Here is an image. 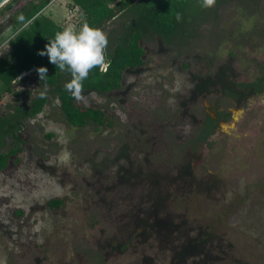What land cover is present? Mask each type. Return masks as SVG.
Listing matches in <instances>:
<instances>
[{
  "label": "rangeland",
  "instance_id": "obj_1",
  "mask_svg": "<svg viewBox=\"0 0 264 264\" xmlns=\"http://www.w3.org/2000/svg\"><path fill=\"white\" fill-rule=\"evenodd\" d=\"M35 1L34 16L59 29L93 24L94 0ZM12 9L0 11V59L10 65V41L31 20L10 23ZM113 13L106 34L122 22ZM140 42L142 63L117 89L80 98L111 125L72 127L56 98L17 121L8 145L18 161L0 170V264H264V90L237 86L264 72V0L250 11L228 1L187 44ZM27 51L20 61L34 59ZM37 68L9 81L14 96L0 78V117L15 99L47 94ZM214 110L227 117L192 144ZM55 198L63 204L49 207Z\"/></svg>",
  "mask_w": 264,
  "mask_h": 264
},
{
  "label": "trees",
  "instance_id": "obj_2",
  "mask_svg": "<svg viewBox=\"0 0 264 264\" xmlns=\"http://www.w3.org/2000/svg\"><path fill=\"white\" fill-rule=\"evenodd\" d=\"M71 1L78 6H84L83 3L88 0ZM228 1H235L242 6V9L250 11L259 0H216L211 8L202 7V0H117L113 7L100 5L99 0L92 1L86 12L92 17L93 24L90 26L102 29L104 21L113 17L114 7L121 14L122 22L119 29H111L107 34L106 56L110 62L108 72L104 74L98 68L93 69L88 79L83 82L84 91L107 92L118 88L125 71L142 63L144 48L140 40L144 35L157 36L162 43L167 45L187 44L189 39L196 35L197 26L215 21L218 8ZM41 5L35 0H8L0 9L2 11L8 7H14L8 17L12 24L31 19L28 26L18 31L10 41V54L15 57L13 65H10L6 59H0V78L8 83L4 91L7 94H16V91L11 89L9 81H12L22 69L46 67L47 76L41 81L53 86V91L60 102V110L69 125L82 127L87 122L98 126L111 125L110 117L103 110L85 106L66 91L65 84L72 78L70 72L61 71L49 62L47 56L37 54L39 50L45 49V45L55 37L57 32L63 31L53 21L45 20L38 15L34 16ZM177 13L182 15V20L179 22L176 20ZM24 45L28 47L25 49ZM28 48H30L28 56L36 53L34 59L20 61V55L28 52ZM22 59L24 60L23 57ZM237 86L241 90H250L253 94L261 93L264 90V72L259 73L249 82L237 83ZM230 96L235 97L236 95L231 94ZM46 101L47 98L44 95H37L32 99L29 108L23 109L20 105L11 106L12 112L0 117V148L4 145L6 133L14 127V121H19L24 117H34ZM213 113L214 117L209 113L205 114L197 127V135L192 144L205 142L218 127V120H224L227 117V114H223L222 111L214 110ZM19 150L17 147L0 152V170L8 165L11 157L14 158V162L18 161L16 153ZM62 204V198L47 201V205L51 208H58Z\"/></svg>",
  "mask_w": 264,
  "mask_h": 264
},
{
  "label": "clouds",
  "instance_id": "obj_3",
  "mask_svg": "<svg viewBox=\"0 0 264 264\" xmlns=\"http://www.w3.org/2000/svg\"><path fill=\"white\" fill-rule=\"evenodd\" d=\"M216 0H202V7L211 8ZM176 20H182V15L177 13ZM108 47L107 34L100 28L92 27L87 23L77 31L67 27L57 32L55 37L45 45L44 50H39L38 55L47 56L50 63L61 71H68L71 80L65 84V89L76 99H80L84 91V81L95 68L106 74L110 67L107 60ZM41 79L45 78L48 69H36Z\"/></svg>",
  "mask_w": 264,
  "mask_h": 264
},
{
  "label": "crops",
  "instance_id": "obj_4",
  "mask_svg": "<svg viewBox=\"0 0 264 264\" xmlns=\"http://www.w3.org/2000/svg\"><path fill=\"white\" fill-rule=\"evenodd\" d=\"M130 70V69H129ZM127 71V70H126ZM125 71V72H126ZM48 72V71H47ZM38 73H36V76H35V78L41 83V84H43V85H46V86H48L49 88L47 89V94H42V95H44L46 98H47V101L44 103V104H46V103H50V99L51 100H53V99H57L58 100V97H57V95L55 94V92L53 91V86H50V85H48V84H46V83H43L42 81H41V78L39 77V75H37ZM25 76H27V74H21V76H19L18 78H22V77H25ZM65 76H67V75H65ZM117 89V88H116ZM12 90H15V89H12ZM83 92H87V91H83ZM37 95H40V94H37ZM37 95H35L34 97H36ZM14 96V95H13ZM16 97V96H15ZM34 97H30L29 99H28V103H24L23 105H20L22 108H24L25 106H27V108H29L30 107V103H31V101H32V99L34 98ZM80 100V99H79ZM15 102H16V104L15 105H8V109H7V111H6V113H4V115L2 116V117H4V116H6V115H8L9 113H11L12 112V107L11 106H18L19 104H17L18 103V101L15 99ZM22 102V101H21ZM23 102H25V101H23ZM60 102H59V100H58V107L60 108ZM44 106V105H43ZM43 106H42V108H41V110L43 109ZM26 108V109H27ZM40 110V111H41ZM61 111V110H60ZM39 113V112H38ZM37 113V114H38ZM62 113V112H61ZM62 116H63V114H62ZM25 118V117H24ZM28 119H31L30 117H27ZM23 119V118H22ZM18 125H19V127L22 125V123L20 124V122H17V121H14V127L11 129V131H8L7 133H6V135H5V137H4V145L0 148V152H6L9 148H17L16 147V144L14 143H12V144H10V145H8V141L10 140V139H14V140H18L19 139V136L17 135V134H15V129L17 128V130H19L18 129ZM22 127H23V125H22Z\"/></svg>",
  "mask_w": 264,
  "mask_h": 264
},
{
  "label": "flooded vegetation",
  "instance_id": "obj_5",
  "mask_svg": "<svg viewBox=\"0 0 264 264\" xmlns=\"http://www.w3.org/2000/svg\"><path fill=\"white\" fill-rule=\"evenodd\" d=\"M8 8H10V7H8ZM86 106V105H85ZM89 106H93V105H89ZM93 107H95V106H93ZM27 108V106H25L23 109H26ZM96 108V107H95ZM99 109V108H98ZM101 110V109H100ZM105 112V111H104ZM212 117H214V115H211ZM16 131H15V134H16V132L17 131H19V130H17V128L15 129ZM19 137H20V134L18 135Z\"/></svg>",
  "mask_w": 264,
  "mask_h": 264
},
{
  "label": "water",
  "instance_id": "obj_6",
  "mask_svg": "<svg viewBox=\"0 0 264 264\" xmlns=\"http://www.w3.org/2000/svg\"><path fill=\"white\" fill-rule=\"evenodd\" d=\"M7 1H8V0H0V6L3 5L4 3H6ZM18 77H19V75H18ZM18 77H17V78H18Z\"/></svg>",
  "mask_w": 264,
  "mask_h": 264
},
{
  "label": "bare ground",
  "instance_id": "obj_7",
  "mask_svg": "<svg viewBox=\"0 0 264 264\" xmlns=\"http://www.w3.org/2000/svg\"><path fill=\"white\" fill-rule=\"evenodd\" d=\"M22 74H26V73H22ZM21 76V75H20Z\"/></svg>",
  "mask_w": 264,
  "mask_h": 264
}]
</instances>
